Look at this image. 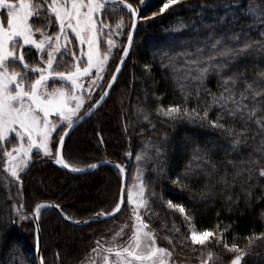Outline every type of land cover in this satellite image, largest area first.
<instances>
[{
	"label": "trees",
	"instance_id": "16d2710c",
	"mask_svg": "<svg viewBox=\"0 0 264 264\" xmlns=\"http://www.w3.org/2000/svg\"><path fill=\"white\" fill-rule=\"evenodd\" d=\"M128 2L141 12L130 56L105 103L80 124L66 141L63 149L65 160L72 166L85 168L102 159H109L126 167L129 176L127 154L130 152L135 156L141 151L150 154V168L145 178L146 198L149 199L152 214L149 225L164 247L171 251L169 239L180 244L178 237H186L188 232L183 215L167 207V201L171 200L185 207L186 213L193 217L192 223L197 230L207 229L215 233L205 247L193 246L196 251L178 247L174 252L178 258L200 261L203 259L201 252L210 251L214 258L207 264H230L235 254L215 243L216 237L222 236V243L231 246L235 242L239 248L251 253L245 257L247 264H264V241L256 240L254 247H246L249 236L264 232V178L251 181L250 197L247 194L248 185L242 186L239 181L226 188L218 183V175L209 177L205 174L209 171L206 165L210 159L217 166L219 174H223L227 168L229 179L232 176L233 169L227 161L239 154L225 153L222 145L228 141L220 131L199 119L172 121L158 112L160 108L183 105L184 95L169 69L162 67V61L167 63L162 50L168 52L175 49L179 52L183 50L179 45L189 44V51L194 50L197 43L204 40L206 32L204 28H192L191 25L215 24L225 10L222 7L206 10L201 20L198 14L201 0H186V5L194 7L190 9L174 5L163 14L159 13V8L166 0H148L144 6H141L140 0ZM206 2L218 3L219 0ZM261 4H264V0H251L249 15H258ZM243 8L242 4L229 9L227 13L229 17L240 16V25L246 22V17L241 14ZM154 12L157 13L155 17ZM128 17L123 42L110 63L103 88L98 95L93 93L91 105L105 90L118 64L131 23L130 14ZM180 22L187 27L177 34L173 29L179 27ZM55 27L52 18L50 28ZM252 36L258 39L255 32ZM74 46L77 47L76 44ZM24 52L29 63L38 59L34 54L31 61L29 50L25 49ZM234 70L244 72L251 82L264 70V56L241 59ZM181 75L182 71L176 72L177 77ZM181 82L186 85L185 91L191 93L187 107L189 110L196 108L195 88L198 82ZM206 86L211 92L219 94L215 75H210ZM99 88H96L97 92ZM202 99L208 98L202 94ZM145 115L148 116L147 120L144 119ZM200 115H203L202 111ZM215 116V110L209 113L210 119H215ZM240 126L237 121L235 127L239 129ZM204 147L212 150L210 157L194 159L196 149ZM157 148H160L159 154ZM249 151L250 148L243 149L240 154L246 157ZM5 160L0 152V264H38L35 226L28 214L38 201L54 202L68 218L83 220L101 211H111L122 186V175L114 165L104 164L88 173L72 174L43 156L34 158L30 167L21 172V188L7 177ZM189 167L192 169L191 178L185 179L184 174ZM177 179L180 182L174 183ZM153 191L155 196L150 195ZM17 215H27L28 219L10 223ZM113 219L74 225L52 208L44 209L39 219L44 263L81 264ZM175 229H179V233Z\"/></svg>",
	"mask_w": 264,
	"mask_h": 264
},
{
	"label": "snow or ice",
	"instance_id": "6c2138e0",
	"mask_svg": "<svg viewBox=\"0 0 264 264\" xmlns=\"http://www.w3.org/2000/svg\"><path fill=\"white\" fill-rule=\"evenodd\" d=\"M142 3H146V0H142ZM250 3L251 0H219L218 3L201 0L198 6L201 20L206 10L222 7L225 11L218 16L215 24L191 25L192 28H204L206 32L204 40L199 41L194 50L189 51L190 44L179 45L183 49L179 52L175 49H170L168 52L162 50L163 56L167 59V63L162 61V67L169 69L184 95L183 105L176 104L167 109H158L159 114L169 120L177 121L183 118L193 120L195 118L202 123L206 122L211 128L218 129L228 141L227 144L222 145L225 153H238L239 155L227 161L233 169L230 179L227 168L223 174H219L217 166L212 164L210 159L206 165L209 171L205 174L209 177L218 175V183L226 188L234 186L236 181H239L242 186L248 185L249 197L253 187L251 181L264 178V70H261L256 78L249 82L244 72L234 69L241 59L264 56V4L260 5L258 15L251 16L248 12ZM242 4L244 8L241 14L246 17V22L240 25V16L229 17L227 13L229 9H235ZM174 5L187 6L190 9L194 7L186 5V0H166L159 8V13L163 14ZM0 8L7 9L6 24L0 22V142H3L0 143V152L6 159L5 171L10 174L12 183L22 186L21 172L29 166L34 149L38 153L42 152L45 157L53 158L56 164L65 169H70L72 172L84 171L83 168L72 166L65 160L63 149L65 137L69 134L66 129H72L74 120L81 119L84 114L91 115V112L87 110L81 113L85 105L84 95L91 98L92 88L99 87L98 82L104 79L102 74L105 72L111 49L118 46L110 37L125 35L122 31L125 27L122 15L115 24V32L112 25L106 22V18L109 15L120 14L122 10L130 14L131 23L126 34L127 46L121 53L122 57H127L132 46L131 33L135 31L140 18L138 9L128 0H50V2L49 0H38L36 3L30 0H19V4L11 3L9 0H0ZM156 15L157 13L154 12L153 17ZM50 16L54 17L58 23L59 31L54 36L45 31L51 26ZM30 20H32L31 23ZM186 27L180 22V26L173 31L179 34ZM68 30L74 33L79 42L78 53L69 46L71 41L68 38ZM253 32L257 34L258 39L253 38ZM37 33H39V39L36 38ZM101 34L108 37L106 39L108 51L103 55L99 41ZM61 37H63V43H61ZM25 46H32L38 50L43 67L32 66L26 62ZM58 56L66 65L63 70H57L61 66L57 62ZM64 56L70 57V62L63 61ZM123 63L121 59L110 77V82L107 84L108 89H111L112 83L116 81ZM16 65H19L22 71L15 70ZM177 71H182V75L177 77ZM29 73H33L34 78L29 76ZM210 75L217 77L218 95L206 86ZM84 78H88L89 81L87 88L83 83ZM50 79H58L67 83L69 87L67 89L53 88L49 91L48 81ZM181 81L198 82L195 88L196 108L189 110L187 107L191 93L185 91L186 85ZM202 94L208 99H202ZM107 95L108 91H103L95 106L99 107ZM91 107L92 105H89V109ZM213 110L216 116L215 119H210L209 113ZM53 114L58 118L56 122L49 119ZM144 119L147 120L148 116L145 115ZM237 121L241 125L239 129L235 127ZM58 127H60L59 132L56 131ZM13 133L15 136L10 139ZM53 133H56L57 137L55 155L49 146ZM13 139L17 140L18 144L9 150L6 145L11 144ZM100 140L103 142L102 137ZM249 148L251 151L246 157L240 154L243 149ZM211 151L208 147L197 148L194 159L204 160L205 157H210ZM156 152L159 154L160 148H157ZM129 155L132 154L129 153ZM142 159V155H135L137 162ZM114 166L120 173H124L123 166L119 164ZM90 167L94 169L98 165L93 163ZM161 167H163L162 164ZM191 173L192 169L189 167L184 178H191ZM136 179L140 181L138 191L135 195L132 191L126 194L127 204L134 205L130 217L132 231L127 240L117 241L116 239L124 236V228L127 227L124 225L112 237L111 246L101 248L100 241L97 240V247L92 249V252L97 255L101 251L106 253L102 258L103 264H109V256L112 255H114L113 264H167L166 258L170 259L178 247L182 250L192 248L196 251L197 249L193 246L203 248L209 244L210 238L215 233L207 229L197 230L192 223L193 217L186 213L185 207L169 200L167 207L181 213L187 222L188 236L178 237L180 244H175L172 239H169V244L172 246L171 251L169 248L158 247L156 236L152 230H149V224L145 220V215L149 214V199L145 197L147 186L140 176ZM179 182V179L174 181V183ZM150 195L155 196L156 194L153 191ZM126 197L124 188L121 187L112 210L98 212L93 219L115 217L121 212L122 206H125ZM228 199L231 200V197ZM52 207L58 208L59 205L37 204L33 220L40 219L42 209ZM141 209H144L143 214ZM17 212L19 213V208ZM27 219V215H17L15 220L9 222L16 223L17 220ZM90 222L84 221L86 224ZM74 223L79 224L81 221L76 220ZM175 231L179 233V229ZM39 239L37 233V244H39ZM247 239L246 247L252 248L256 240L264 241V232L258 235L253 234ZM215 243L235 254L230 264H242V262L247 264L245 257L251 253L239 248L235 242L229 246L227 243H222V236H218ZM204 255L205 253L201 252V256ZM206 255L208 261L213 260L214 257L210 251ZM41 264H43V259H41ZM200 264H206L205 260L201 259Z\"/></svg>",
	"mask_w": 264,
	"mask_h": 264
},
{
	"label": "rangeland",
	"instance_id": "374dc122",
	"mask_svg": "<svg viewBox=\"0 0 264 264\" xmlns=\"http://www.w3.org/2000/svg\"><path fill=\"white\" fill-rule=\"evenodd\" d=\"M147 1L148 0H146V2ZM9 2L15 3V4H19V0H9ZM30 2L36 3V2H38V0H30ZM49 2H50V0H49ZM140 4H141V6L145 5V3H142V0H140ZM125 11L122 10L120 14L109 15L106 18V22H108V23H110L112 25V28H113L114 32L116 31L115 24L118 22V20L120 19L121 15H122L123 19L125 20V27L123 28L122 31L124 33H126V29H127V25H128V21H129L128 20L129 13L127 11H126L127 12L126 13ZM6 12H7V9L0 8V22H4L5 24H6ZM52 18H53V21H54V25L56 27L51 30V28H50L51 26H50L49 28H46L45 31L48 32L50 35L54 36L55 34L58 33L59 29H58V23L55 21L54 17H52V16L49 17V19H51V20H52ZM31 22H32V20H30V23ZM36 38L37 39L40 38L39 37V33L36 34ZM68 38L71 41V44L69 46L72 47L73 50L77 51V53H78L79 52V47H80L79 46V42L75 38L74 33H72L70 30H68ZM107 38L108 37H105L103 34H101L99 36L100 51H101L102 55L108 51V47H107V44H106V39ZM110 38L113 39L118 46L117 47H113L111 49V54L109 56V59H108L107 65H106L105 72L102 74L104 79H103V81H99L98 82L99 85H100V88H99L98 92L96 90L97 87H93L92 88V96H91V98H89L86 94L84 95L85 105L81 109V113H83L85 110H87V108H89V105L92 104L91 102L94 99L93 95L94 94L98 95L99 92L101 91V89L103 88V85H104L105 80L107 78V74H108L110 63L113 60V58H115L118 50L120 49V45L123 42L124 35L112 36ZM61 43H63V37H61ZM75 44L77 45L76 48L74 46ZM84 48H85V51H86V45L84 46ZM25 49L29 50V55H30L29 56V60L33 61L32 57H34V54L38 58L36 60V62L29 63L28 60H27V57L25 56V60H26L27 63H29L32 66H41V67L44 66L43 64L40 63V59H39L40 58V53L38 52V50H36L32 46H25L24 51H25ZM63 61H69L70 62V57L64 56L63 57ZM57 62L60 63V65H61L60 68H58L57 70H63V68L66 65L61 62V58L59 56L57 57ZM15 70L22 71V69L19 67V65L15 66ZM29 76L34 78V74L33 73H29ZM83 83L85 85V88H87V85L89 83L88 78H84L83 79ZM61 87L67 89L69 86H68L67 83L61 82V81L48 82L49 91L52 90L53 88H61ZM105 87H106V85H105ZM57 119L58 118L56 117L55 114H53L52 117L50 118V120H52L54 122H56ZM60 127H63V125H60ZM60 127L57 128V130H56L57 132L60 131ZM14 136H15L14 133L11 134L10 135V139H12ZM56 141H57L56 133H53L52 134V140L50 141V145L49 146H50V149L52 150L54 155H55V151H56L55 148H54ZM17 144H18V141L13 139L12 143L8 144V149L10 150L11 148L17 146ZM129 153L127 154V160H126L128 166L130 167V172H129L128 181H127L126 194H127L128 191H132L134 193V195H135V193L138 191V186H139V183H140V181H138L136 178H137V176H140L141 179L143 180V183L145 184L146 174H147V172H148V170L150 168L151 157H150V154H147V153L141 151L137 155H142L143 159L140 162H137L135 160V156L134 155L130 156ZM36 157H43V153L42 152L38 153L37 150L34 149L33 150V154H32V160L34 158H36ZM47 158L52 159L51 157H47ZM5 168H6V160H5L4 169ZM6 174H7V177L10 180H12V178L10 177V174H8L7 172H6ZM121 175H122V173H121ZM14 184H16V183H14ZM106 185H105L106 189L109 188L108 185L107 186ZM133 185H136V187H133ZM118 194H119V191H118ZM145 197H146V191H145ZM133 206L134 205L127 204V197H126V203H125V206H123L121 212L119 214H117L115 217H113L114 219L108 224V226H106V229L103 232H101V234H100V236L98 238V240L100 241V247L101 248L106 247V246H111L110 242L112 241V237L115 236L116 232H118L120 230V228L122 226H124V225H127V227L124 228V236L123 237H117L116 239H117V241H126L127 240L128 235L132 231V227H131L132 220L130 219V217H131V210H132ZM43 210L44 209H42L41 212ZM141 213L142 214L144 213V209H141ZM149 216H151V218H152V214H150V211H149L148 215H145V220H146V222H148V224H149V220H151V219H149ZM149 230H151L150 229V225H149ZM187 236H188V232H187L186 237ZM187 242L188 241H185V243H187ZM156 244H157L158 247H164V245L159 242V239H157V237H156ZM94 247H97L96 242H95ZM164 248H166V247H164ZM206 254L207 253H205V255L202 256V258H203V260H205V262L207 264L208 260H207V255ZM104 255H106V253H104L103 251H101L100 254L97 255L96 253H93L92 250H91L90 253L85 257L84 261L81 264H103V259L102 258H103ZM166 260H167V264H173V261H175V264H200V261L178 258L174 253H173V256L170 259L166 258ZM113 261H114V255L109 256V264H113Z\"/></svg>",
	"mask_w": 264,
	"mask_h": 264
},
{
	"label": "water",
	"instance_id": "95a60500",
	"mask_svg": "<svg viewBox=\"0 0 264 264\" xmlns=\"http://www.w3.org/2000/svg\"><path fill=\"white\" fill-rule=\"evenodd\" d=\"M134 7H135V6H134ZM137 9H138V8H137ZM138 11H139V17H141V12H140L139 9H138ZM139 19H140V18H139ZM139 19H138L137 27H136L135 31L131 33V34H132V46H131V48H130L129 51H128V56H127V57H122V56H120V59H119V61H118L117 66L119 65L121 59H123L124 63H123V65L120 67V72L117 74V79H116V81H115L114 83H112V87H111V89H108V88H107V85H106L105 90L108 91V95L105 97L104 101L101 102V103L99 104V107H96V106H95V105H96V102L99 101V99H98V100L92 105V107H91L90 109L87 110V111H90V112H91V115L84 114L83 117H82L81 119H76V120H74V126H73V128H72V129H66V130L68 131L69 134H68L67 137H65V143H66V141L68 140V138L70 137V135L76 130V128H77L80 124H82L84 121L88 120V119H89L94 113H96V112L99 110V108L105 103V101L108 99V97L110 96V94H111L112 91L114 90V87H115L116 83L118 82V80H119V78H120V76H121V74H122V71H123V69H124V66H125V64L127 63L128 58H129V56H130V53H131V50H132V47H133V43H134V38H135V35H136V33H137V29H138ZM126 46H127V41H126L124 47H126ZM117 66H116V67H117ZM113 73H114V72H113ZM49 81H55V80L50 79ZM49 81H48V82H49ZM56 81H60V80L56 79ZM108 82H110V79H109ZM107 84H108V83H107ZM105 90H104V91H105ZM85 112H86V111H85ZM85 112H84V113H85ZM50 118H51V117H50ZM50 118H49V119H50ZM56 151H57V149H56ZM51 160L53 161L54 164H56V163H55V160H54L53 158H52ZM96 164L98 165V167L101 166V165H104V164H109V165H117V164H119V165H121L120 163L115 162V161H113V160H109V159H102V160L96 162ZM30 165H31V162H30L29 166H28L23 172H25V171L30 167ZM56 165H57L58 167H60L61 169L65 170V171H67V172H70V173H72V174H83V173H88V172H91V171H93V170L96 169V168H94V169L91 168L90 165H89V166L83 168L84 171H82V172H72V171H70V169H65V168H63L61 165H58V164H56ZM121 166H122V165H121ZM98 167H97V168H98ZM123 167H124V166H123ZM124 169H125V171H124V173H123V179H122V186H121V187L124 188L125 197H126L127 181H128V169H127L126 167H124ZM23 172H22V173H23ZM20 186H21V185H20ZM22 186H23V183H22ZM22 186H21V188H22ZM37 204H54V205H57V204H55L54 202L47 201V200H41V201H38V202L34 205L33 210H32L31 212H28V214H29V216L32 218V220H33V214H34L35 206H36ZM122 208H123V206H122ZM52 209H53L56 213H58V215H60V217H62L64 220H66V221H68L69 223H72V224H74V225H85L86 223H84V221H95V220H96V221H104V220L111 219V218L105 219V218H103V217H100V218L94 220L93 217L95 216V214H93V215H91V216H89V217H87V218H85V219H83V220H79V221H81V223L77 224V223H74V221H76V220H73V219H70V218L66 219L67 216H65V214L61 211V209H60L59 207H58V208H56V207H52ZM121 210H122V209H121ZM117 214H119V213H117ZM117 214H116V215H117ZM112 218H113V217H112ZM33 222H34V226H35V235H37V233H38L39 238H40V239H39V244H37V242H36L35 256H36V259H37V263H38V264H41V259H43V255H42V233H41V227H40L39 220H38V221H34V220H33ZM37 224L39 225V229H38V230H37ZM43 264H45V263H44V259H43Z\"/></svg>",
	"mask_w": 264,
	"mask_h": 264
}]
</instances>
